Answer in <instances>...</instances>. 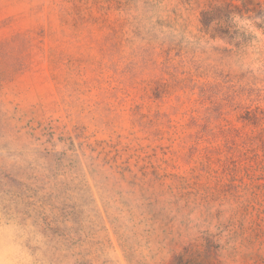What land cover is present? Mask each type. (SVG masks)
<instances>
[{"label":"rangeland","instance_id":"1","mask_svg":"<svg viewBox=\"0 0 264 264\" xmlns=\"http://www.w3.org/2000/svg\"><path fill=\"white\" fill-rule=\"evenodd\" d=\"M0 264H264V0H0Z\"/></svg>","mask_w":264,"mask_h":264}]
</instances>
